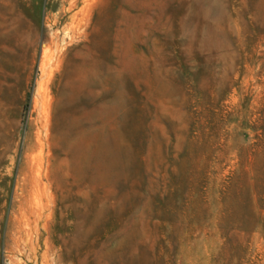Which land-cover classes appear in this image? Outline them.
Here are the masks:
<instances>
[{"label":"rangeland","instance_id":"obj_1","mask_svg":"<svg viewBox=\"0 0 264 264\" xmlns=\"http://www.w3.org/2000/svg\"><path fill=\"white\" fill-rule=\"evenodd\" d=\"M0 27V264H264V0H0Z\"/></svg>","mask_w":264,"mask_h":264},{"label":"bare ground","instance_id":"obj_2","mask_svg":"<svg viewBox=\"0 0 264 264\" xmlns=\"http://www.w3.org/2000/svg\"><path fill=\"white\" fill-rule=\"evenodd\" d=\"M74 25H75V24H74ZM71 27H73V26L71 25ZM0 28H1V27H0ZM71 35H72V34H71ZM71 39H72V38H71ZM55 42H56V41H55ZM46 43H47V42H46ZM55 44H56V43H55ZM34 46H35V44H34ZM46 47H47V46H46ZM55 47H57V45H56ZM55 47H54V48H55ZM48 48H49V46H48ZM49 49H50V48H49ZM49 49H48V50H49ZM58 49H59V48H58ZM55 50H57V48H55ZM50 51H52V50H50ZM53 52H54V51H53ZM59 53H60V51H59ZM52 54H53V53H51V55H52ZM44 56H45V53H44ZM54 56H55V54H54ZM42 58H43V59H42V62H43V60H45V58H44L43 56H42ZM57 58H58V55H57ZM53 59H54V58H53ZM48 60H49V59H48ZM51 61H52V60H51ZM40 63H41V62H40ZM47 63H48V62H47ZM58 63H60V61L57 62V63L55 62L54 65H56V64L58 65ZM49 64H50V63H49ZM57 65H56V66H57ZM48 67H49V66H47V64H46L45 62H43V63L41 64V70H42V73H43L44 75H46V76H47V70H48ZM50 68H51V67H50ZM54 68H55V67H54ZM39 69H40V68H39ZM56 69H57V68H56ZM88 69H89V68H88ZM50 72H51V71H50ZM53 73H54V72H53ZM40 74H41V73H40ZM43 74H42V75H43ZM42 75H41V76H42ZM48 75H49V74H48ZM51 75H52V74H51ZM51 75H50V76H51ZM42 78H43V77H42ZM44 78H45V77H44ZM48 78L50 79V77H48ZM48 78H47V80H48ZM39 79H40V80H43V79H41V77H40ZM39 79H38V80H39ZM43 81H45V80H43ZM67 82H68V81H67ZM36 83H37V82H36ZM38 83H39V82H38ZM6 84H7V83H6ZM42 85H44V84L40 83V85H39V90L42 88ZM66 85H67V83H66ZM68 85H69V83H68ZM68 85H67V86H68ZM71 85H72V84H71ZM44 86H45V85H44ZM57 86H58V84H57ZM45 87H46V86H45ZM47 88H48V87H47ZM44 89H46V88H44ZM56 89H57V88H56ZM69 89H70V88H69ZM41 90H42V89H41ZM48 90H49V89H48ZM62 91H63V90H62ZM64 91H65V90H64ZM41 92H42V91H41ZM43 92H44V91H43ZM50 92H51V91H50ZM68 92H69V91H67V94H68ZM47 93H48V92H47V90H46V95H47ZM55 93H56V92H55ZM70 94H71V93H70ZM38 95H39V94H38ZM46 95H44V96L46 97ZM48 95H49V94H48ZM42 96H43V95L41 94V96L39 95L38 97H42ZM48 97H49V96H48ZM33 98H34V96H33ZM60 98H61V97H60ZM62 98H63V97H62ZM45 99H47V98H45ZM51 99H52V98H51ZM36 101H37V100H36ZM50 101H51V100H50ZM55 101H56V100H55ZM57 101H58V100H57ZM57 101H56V102H57ZM33 102H34V101H33ZM59 102H60V101H59ZM39 105H41V104H39ZM49 105H50V104H49ZM43 106H44V105H43ZM50 107H51V106H50ZM61 107H62V106H61ZM35 108H36V107H35ZM47 109H48V108H47ZM40 110H41V109H40ZM46 111H47L46 108L43 107V115H44L43 118H46V117H47V115H46V114H47ZM47 112H48V111H47ZM33 115H34V114H33ZM39 115H41V114H39ZM37 117H38V115H37ZM45 120H47V118L44 119V121H45ZM39 121H40V119H39ZM37 125H38V124H37ZM38 127H39V126H38ZM45 127H46V126H45ZM45 127L43 126V128H45ZM29 130H30V129H29ZM46 130H47V129H46ZM38 131H39V129H38ZM44 131H45V130H44ZM32 132H33V131H32ZM40 133H41V132H40ZM41 134H42V133H41ZM45 136H46V135H45ZM45 136H44V139H46ZM29 138H30V137H29ZM33 138H34V137H33ZM35 138H36V137H35ZM36 140H37V139H36ZM36 140H35V142H36ZM31 142H34V140L31 141ZM26 143H27V142H26ZM37 143H39V141H38ZM51 143H52V142H51ZM28 144H29V143H28ZM26 145H27V144H26ZM34 145H36V144H34ZM33 147H34V146H33ZM40 148H42V147H40ZM27 149H28V148H27ZM36 151H37V150H36ZM39 151H40V149H39ZM47 153H48V152H47ZM47 153H46V154H47ZM37 154H38V153H37ZM34 156H35V155H34ZM27 157H29V156L27 155L26 158H27ZM44 157H45V156H44ZM26 158H25V159H26ZM34 158H35V157H34ZM38 159H39V158H38ZM38 159H37V160H38ZM41 159H42V158H41ZM32 162H33V161H32ZM38 162H40V160H39ZM35 163H37V162H34V166H35ZM37 165H38V163H37ZM41 165H42V164H41ZM45 165H46V164H45ZM38 166H39V165H38ZM32 167H33V166H32ZM41 167H42V166H41ZM41 167H40V168H41ZM45 167H46V166H45ZM35 168H36V167H35ZM35 170H36V169H35ZM37 170H39V169H37ZM40 170H41V169H40ZM40 170H39V171H40ZM31 171H32V170H31ZM26 172H27V171H26ZM35 172H36V171H35ZM49 172H50V171H49ZM38 174H40V173L38 172ZM33 175H35V174H33ZM50 175H51V174H50ZM35 176H36V175H35ZM40 176H41V175H40ZM35 178H36V177H35ZM28 180H29V179H28ZM36 180H37V179H36ZM38 180H41V179L38 178ZM30 181H31V180H30ZM24 182H25V181H24ZM28 182H29V181H28ZM31 182H32V181H31ZM41 182L43 183L44 181H41ZM44 183H45V182H44ZM44 183H43V185H44ZM24 184H26V183H24ZM28 184H29V183H28ZM31 184H33V186H34V181H33V183H31ZM31 184H30V185H31ZM35 184H36V183H35ZM18 185H19V184H18ZM36 185H37V184H36ZM36 185H35V186H36ZM41 185H42V184H41ZM35 186H34V187H35ZM37 186H39V184H38ZM34 187H33V188H34ZM36 188H37V187H36ZM36 188H35V189H36ZM38 188H39V187H38ZM40 188H41V187H40ZM40 188H39V189H40ZM42 188H43V186H42ZM45 188H46V186H45ZM45 188H44V189H45ZM23 189H24V188H23ZM39 189H38V190H39ZM31 190H32V189H31ZM33 190H34V189H33ZM42 190H43V189H42ZM39 191H41V190H39ZM49 191H50V190H49ZM35 193H36V192H35ZM44 193L47 194V191L44 192ZM31 195H32V194H31ZM35 195L37 196V194H35ZM38 195H39V194H38ZM32 196H33V195H32ZM36 196H35V197H36ZM40 196H41V195H40ZM45 196H46V195H45ZM45 196H44V197H45ZM47 196H48V195H47ZM35 197H33V199H34ZM48 197H49V196H48ZM18 198H19V197H18ZM46 198H47V197H46ZM30 199H31V198H30ZM33 199H32V200H33ZM48 199H49V198H48ZM52 199H53V196H52ZM52 199H51V200H52ZM24 201H25V200H24ZM28 201L30 202V200H28ZM38 201H39V200H38ZM38 201H37V202H38ZM40 201H42V200L40 199ZM40 201H39V202H40ZM18 202H19V201H18ZM47 202H48V201H47ZM14 203H15V202H14ZM20 203H24V202H23V199L21 200ZM40 203H41V202H40ZM15 204H16V203H15ZM41 204H42V203H41ZM41 204H40V206H42ZM48 204H49V203H48ZM21 205H22V204H21ZM25 206H26V205H25ZM36 206H39V205L36 204ZM45 206H46V204H45ZM42 207H43V206H42ZM22 208H25V207H22ZM38 208H39V207H38ZM48 208H49V207H48ZM35 209H37V207L34 208V211H35ZM45 209H47V208H45ZM15 210H16V209H15ZM21 210H22V209H21ZM23 210H24V209H23ZM32 210H33V208H32ZM36 211H37V210H36ZM41 211H43V210L41 209ZM25 212H26V211H25ZM30 214H32V216H33L32 211H31ZM17 215H18V214H17ZM13 216H14V215H13ZM35 216H36V215H35ZM38 216H39V215H37L36 218H37ZM46 216H47V214H46ZM49 216H50V214H49ZM49 216H48L47 218H49ZM28 219H29V218H28ZM39 220H40V219H39ZM27 221H28V220H27ZM31 222H32V221H31ZM36 222H37V221H36ZM12 224H13V223H12ZM22 226H23V225H22ZM33 226H34V225H33ZM26 227H27V226H26ZM35 228H36V227H35ZM26 230H27V228H26ZM26 234H27V233H26ZM10 236H11V235H10ZM29 238H30V237H29ZM19 240H20V239H19ZM31 248H32V247H31ZM22 254H23V253H22Z\"/></svg>","mask_w":264,"mask_h":264}]
</instances>
